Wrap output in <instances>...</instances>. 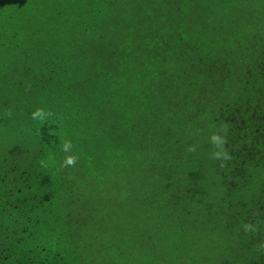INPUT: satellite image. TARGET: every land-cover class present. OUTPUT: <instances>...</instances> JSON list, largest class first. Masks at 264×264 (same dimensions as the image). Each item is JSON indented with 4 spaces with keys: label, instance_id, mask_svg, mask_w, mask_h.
<instances>
[{
    "label": "trees",
    "instance_id": "trees-1",
    "mask_svg": "<svg viewBox=\"0 0 264 264\" xmlns=\"http://www.w3.org/2000/svg\"><path fill=\"white\" fill-rule=\"evenodd\" d=\"M92 1L73 41L94 38L91 50L8 48L0 264H99L91 229L116 231L118 264H264V28L231 52L184 19L194 0H134L116 29H99ZM119 200L142 226L117 225Z\"/></svg>",
    "mask_w": 264,
    "mask_h": 264
},
{
    "label": "rangeland",
    "instance_id": "rangeland-1",
    "mask_svg": "<svg viewBox=\"0 0 264 264\" xmlns=\"http://www.w3.org/2000/svg\"><path fill=\"white\" fill-rule=\"evenodd\" d=\"M86 2L89 5L91 3L90 0H0V72L5 75L8 70L6 56L11 47L15 48L19 54L31 57L37 56L40 45L47 49L50 54L91 50L96 41L94 38L86 41L79 39L77 44L73 42L83 30L77 26L87 21L90 22L89 16L82 14L80 10ZM114 2L116 7L110 8L103 0L92 1V4L101 6L99 29L103 28L100 25L101 21L104 22V25L111 23L110 28L116 29L115 25L119 19V14L134 5V0H114ZM169 4L170 7H174L180 4V0H170ZM61 9H66V12L64 14L65 21L60 25L61 21L51 18L55 11ZM183 12L185 20H189V18L196 21L201 20V22L193 23V26L204 30L211 38H215L220 31L226 34V38L229 40L226 49L231 52L235 51L236 41L241 46L245 45L250 36L264 28V8H262L260 0H230L227 5H224L221 0H194L186 4ZM60 38L63 44L68 43L65 41L66 39L70 41V44L61 46ZM38 57L32 62L34 68L42 63V55ZM11 67L12 72L17 75L14 65ZM13 76L8 78L11 79ZM67 80H69L68 77ZM67 89L68 86L64 88V91L71 93L74 98L81 91L78 89L71 92ZM54 90L57 94L60 93L58 87H54ZM101 148H108V145ZM101 148L98 150L100 151ZM69 158H73L74 165L83 164L82 156H69ZM99 161L105 162L106 158L101 157ZM100 162L94 168L99 167ZM95 171L98 170L94 169ZM93 178L97 177L91 175L84 178L80 188L84 189L87 186V179L92 184ZM110 178L112 179V177ZM94 202L98 204L99 199L95 197ZM118 202L121 203L120 200ZM117 206L121 211L115 217L119 227L123 226L135 230V228L143 225L139 217L135 213L130 214V211L124 208L123 204ZM122 210L127 211L130 215H122ZM89 227L93 228L91 225ZM112 228H116V226ZM89 231L90 234H96V237L92 236L94 242L90 253L96 259V263L118 264L117 248H120L121 244L116 241L114 235L116 231L113 234L107 230L103 231L102 234L100 231L97 232L92 229ZM112 237L114 245H112ZM141 254L140 252L137 255ZM141 263L142 260L136 259V264Z\"/></svg>",
    "mask_w": 264,
    "mask_h": 264
},
{
    "label": "clouds",
    "instance_id": "clouds-1",
    "mask_svg": "<svg viewBox=\"0 0 264 264\" xmlns=\"http://www.w3.org/2000/svg\"><path fill=\"white\" fill-rule=\"evenodd\" d=\"M67 163L70 164V165L73 164V163H74L73 158H68V159H67Z\"/></svg>",
    "mask_w": 264,
    "mask_h": 264
}]
</instances>
